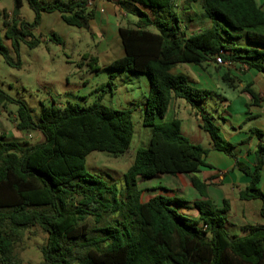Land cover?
Listing matches in <instances>:
<instances>
[{"label": "trees", "instance_id": "16d2710c", "mask_svg": "<svg viewBox=\"0 0 264 264\" xmlns=\"http://www.w3.org/2000/svg\"><path fill=\"white\" fill-rule=\"evenodd\" d=\"M26 1L35 13L32 22L21 17L24 0H14L11 15L1 14L4 37L11 41L17 59L4 44L1 31L0 55L11 66H21V42L31 48L40 44L34 30L43 13L58 11L66 24L86 29L93 16L88 10L90 0ZM176 1L118 0L133 5L139 19L135 26L119 29L124 56L108 66L114 71L111 79L118 71L148 76L143 124L151 129L148 146L137 150L124 174L122 190L113 180L90 173L86 160L93 151L119 155L129 150L135 135L131 110L111 109L100 101L84 106L43 104L36 122L25 101L0 89L2 109L18 105L16 128L44 135V141L33 144L0 135V264L19 262L14 261V248L24 238L23 229L34 225L48 234L38 264H264V224L245 227L244 235L229 232V200L217 207L209 199L207 183L198 176L202 168L211 167L208 149L183 134L180 118L165 120L171 100L184 99L196 111L213 147L234 157L236 167L250 178L240 198L264 202L259 186L264 144L258 145L254 167L238 159L235 144L222 138L213 115L205 109V100L215 93L192 86L187 75L173 71L178 64L201 65L219 56L264 75V11L256 0H185L186 4L200 2L212 21L210 27L188 33ZM239 33L261 48L228 47ZM53 38L61 43L58 35ZM85 59L92 71L100 69L97 56L86 54ZM224 79L230 84L235 81L229 72ZM243 89L257 104L256 92L250 86ZM251 132L263 134L257 129ZM158 174L192 175V186L203 196L194 202L198 219L181 212L188 203L182 198L161 193L144 197L139 181Z\"/></svg>", "mask_w": 264, "mask_h": 264}, {"label": "crops", "instance_id": "0c3cea01", "mask_svg": "<svg viewBox=\"0 0 264 264\" xmlns=\"http://www.w3.org/2000/svg\"><path fill=\"white\" fill-rule=\"evenodd\" d=\"M42 1L52 2L54 0ZM256 1L264 11V0ZM175 6L176 11L180 16L182 15L186 17V15H188L189 17L190 22L188 24H186L181 17L184 24L187 26L188 33L199 32L212 25L211 19L204 15V10L200 2L197 1L192 2L191 4H186L185 0H177ZM14 7V0H9L8 2L0 0V25L4 23V17L1 14L6 13L11 15L14 11ZM138 7L150 15L152 14L149 9L140 5ZM88 10L93 13V16L89 20V28H87V30L90 32L93 44L99 50V54L95 56H97L100 61V55L107 54V52L113 48V39L115 37H120L119 29L121 27L135 26L139 19V15H137L133 5L118 4V0H90ZM130 13L136 14V20H129ZM46 14L62 18L58 11L51 13L45 12L42 15L40 25L44 22ZM162 16L166 18L167 15L164 14ZM151 29L157 31L154 27H151ZM236 35H238L239 38L230 39L228 47L261 48V46L249 43L244 33ZM114 60L116 59L111 60L107 66H109ZM179 65H181L183 72L175 73L187 75L189 83L192 86L209 89L215 93V95L210 98H213L215 102L219 101L220 106L223 108V112L229 114V119H224L225 123H222L221 125L225 132L224 140L235 144L234 153L238 159L247 163L249 166L254 167L256 161L255 152L258 145L260 143L264 144L263 73L254 69H249L245 64L240 62L230 65L220 63L217 61V57L212 58L201 65L195 63H183L178 64L175 67H178ZM227 72H229V74L235 79L231 84L224 79ZM245 86H250L256 92L259 97L257 104H255L251 94L243 89ZM205 103L206 102H204V105ZM215 104L217 105V103ZM181 109L186 110L189 116L195 118V121L186 125V130H184V120L180 118L179 114ZM216 109L218 115H220L219 108L217 107ZM2 110V112L0 111V135L5 136V138L9 140L27 141L28 137H35V143L44 141V135L39 130L32 133L18 130L16 128L17 115L14 114V112L9 113L8 110ZM244 115L248 116L245 117ZM175 117L181 119L182 132L193 143L200 138H204L199 131L204 130L201 127L199 116L196 115V111L191 105L188 107L181 98H173L171 100L165 120H172ZM254 129L262 131V136L259 137L256 133L251 132ZM198 131L200 133H198ZM196 144H199V142ZM205 148L208 149L207 162L211 167L202 168L198 176L207 183L209 199L217 207H223L224 200H229L231 207L226 214L229 232L233 235H244L246 234L245 227L254 224H264V215L262 214L264 202L261 199L243 200L239 196V192L245 189L250 183V178L236 167L235 158L223 151L215 149L211 139L208 140V144ZM263 171L264 168L262 170L260 184L264 187ZM156 176L168 179V182H159V184L145 186V188H143L144 190L154 188L156 193L148 195L144 194V197L146 198L149 195L161 193L169 197L182 198L188 203L180 208L181 212L189 217L198 219L200 212L194 205V202L203 199V196L194 186H192V175L178 174L166 177L167 175L158 174Z\"/></svg>", "mask_w": 264, "mask_h": 264}, {"label": "rangeland", "instance_id": "374dc122", "mask_svg": "<svg viewBox=\"0 0 264 264\" xmlns=\"http://www.w3.org/2000/svg\"><path fill=\"white\" fill-rule=\"evenodd\" d=\"M20 12L21 17L26 21L34 20L35 13L26 0ZM181 17L186 24L190 22L188 15L186 17L181 15ZM129 20H136V14L130 13ZM0 31L4 44L10 48L13 57L17 59L11 41L4 37L3 24L0 25ZM34 34L40 39V44L31 48L25 42H21L20 67L7 64L0 55V89L14 99L25 101L32 109V116L36 122L40 120L43 104L64 107L70 102L84 106L100 101L111 109L131 110L135 135L129 150L119 155L106 151H93L86 160V168L90 173L113 180L122 190L125 186V172L134 162L137 150L148 146L151 136L150 127L143 124L145 100L150 88L148 76L118 71L111 79L114 71L109 69L107 64L113 59L124 56L120 37L113 39L114 46L107 54L100 55V69L92 71L85 56L86 54L98 55L99 50L93 44L90 32L86 28L70 26L62 18L46 14L44 22L34 30ZM53 34L61 37V43L54 40ZM224 42L228 44L226 40ZM173 71L183 72V69L179 65ZM109 81H111L110 85H108ZM181 100L190 107L184 99ZM205 102L206 111L213 115V121L220 127V134L224 139L225 132L221 125L225 123L224 119H229V114L223 112L219 101L215 102L213 98H208ZM217 107L220 115L216 111ZM0 108L2 112V107ZM17 109V103L8 104L6 108L9 113L14 112L16 115ZM179 114L184 120V130H186V125L195 121V118L189 116L184 109H181ZM199 131L204 138L194 143L199 142L200 145L206 147L211 138L205 130ZM27 139V142L31 144L36 142L35 137ZM163 175L171 177L170 174ZM159 182L166 183L168 179L157 176L142 178L139 186L145 188V186L159 184ZM259 186L264 191L263 185L259 184ZM154 193H156L154 188L144 190L145 195ZM23 230L24 238L18 241L14 248L17 256L14 261H19L15 264H38L43 260L42 247L47 241L48 234L38 225Z\"/></svg>", "mask_w": 264, "mask_h": 264}, {"label": "built area", "instance_id": "2783aa9c", "mask_svg": "<svg viewBox=\"0 0 264 264\" xmlns=\"http://www.w3.org/2000/svg\"><path fill=\"white\" fill-rule=\"evenodd\" d=\"M217 61L220 62V63H226V64H228V65L231 64L230 62H225V61H223L222 58L219 57V56L217 57ZM221 174H222V173H221Z\"/></svg>", "mask_w": 264, "mask_h": 264}]
</instances>
